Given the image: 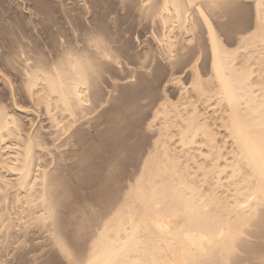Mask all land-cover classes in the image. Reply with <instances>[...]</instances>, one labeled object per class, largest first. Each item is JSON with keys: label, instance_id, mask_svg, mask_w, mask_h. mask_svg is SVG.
<instances>
[{"label": "bare ground", "instance_id": "1", "mask_svg": "<svg viewBox=\"0 0 264 264\" xmlns=\"http://www.w3.org/2000/svg\"><path fill=\"white\" fill-rule=\"evenodd\" d=\"M252 3L253 28L238 38L234 49H227L208 15L223 14L228 0H138L140 14L150 26L160 27L158 39L171 59L179 54L173 28L196 30L199 18L207 34L209 74L203 78L198 59L193 60L189 88L179 84L178 101L166 96L155 108L147 125L153 132L149 148L131 182L127 178L126 187L124 182V192L118 191L120 197L103 210L88 235L82 232L88 236L82 259L65 255L68 244L59 234L66 227L54 226L57 193L50 189L60 178L56 171H47L43 159L52 156L45 139L57 149L75 134L68 132L82 116L97 60L62 39L54 42L56 51L51 45L55 53L47 56L49 51H35L19 38L22 43L16 41L2 63L6 76L0 75L10 103L0 100V245L31 225L49 224L45 232L52 234L51 241L69 264H234L240 248L253 240L249 232L264 229V0ZM93 35L87 42L99 49L98 57L112 58L109 44ZM30 106L42 108L48 126L25 129ZM26 217L29 220L20 225ZM259 260L264 264V258Z\"/></svg>", "mask_w": 264, "mask_h": 264}, {"label": "rangeland", "instance_id": "2", "mask_svg": "<svg viewBox=\"0 0 264 264\" xmlns=\"http://www.w3.org/2000/svg\"><path fill=\"white\" fill-rule=\"evenodd\" d=\"M137 3L138 0H0V59L4 56L0 60V75L6 70L3 61L6 62L11 55L9 52H12V47L18 45L16 41L22 40L23 43H29L35 51L42 50L44 53L49 51L47 54L41 52L48 56L56 51L57 44L54 42L57 43L62 39L64 42L68 41L71 46L75 43L76 46L73 45L75 50L84 51L97 60L93 58L97 67L93 68L94 73L92 79H89V88L86 90L88 101L84 104L85 112L83 111L73 129L68 132L73 134L74 131L75 134L67 144L57 149L52 147V142L45 139V147L47 151H51L52 156H45L43 161H48L47 171L53 173L56 171L58 175L54 174L60 178L53 183L55 187H50L52 193H57L56 195L53 193V200L54 196L55 200H58L56 204L54 200V219L56 217L54 226H57L58 230L66 227L60 231L64 233L59 232V235L61 237L64 235L63 240L69 245L67 250L70 247L73 253L70 251L69 253L77 259L81 256V259L83 258L82 253L88 246L86 243L88 236L86 237L85 234L88 235L90 227L99 221L104 213L103 210L110 207L112 202L113 205L116 198L120 197V193L124 192L126 179L131 182L130 179L137 171L136 166L139 167L141 158H144L142 156L147 152L153 137V132L148 130L147 125L153 121L155 108L166 98L172 103L178 101V96L182 93L179 92V84L184 88L190 86L193 60L198 59L196 65L202 77L207 78L209 74L210 54L206 29L200 24L201 22H198L200 20L196 14L192 20H196L197 16L195 26L199 24V27H193L196 28L193 30L194 33L188 30L191 29L190 27L187 30L184 28L185 32L190 33L187 36L180 26L174 25L176 51L179 54L174 53L172 59L170 57L169 59L163 43L160 42L161 39H158L162 36L160 27L157 24L158 27H155V24L149 25V20L138 11ZM222 12L224 15L217 13L216 16L213 15L214 18L208 15L209 21L213 22L211 23L213 30L218 38L220 37L224 47L234 49L238 38L253 28L255 9L252 0H235L234 5L226 7ZM192 13L191 15H194V12ZM218 15L223 16L221 18ZM146 19L148 21H145ZM190 23L189 25H192V21ZM214 25L217 26L214 28ZM95 27L98 29L97 33ZM10 35L14 38L9 40ZM92 35L96 39L97 36L103 38L102 41H105L107 46L109 44V52L113 53L112 58H108L109 61L101 59V56L98 57L99 49L91 47V43L87 42V37L91 38ZM181 35L185 36L184 43L187 41L185 44ZM177 36L180 41L182 40V47H179L181 44L178 43L180 41ZM71 39L72 42L69 41ZM85 48L87 50H83ZM13 78H10L11 83L17 89L16 78ZM2 79L0 77V100L7 102L5 105L9 106L7 96L5 97V94H8L7 85L1 82ZM14 81L16 83H13ZM32 108L30 106V113L26 117L29 120H24L25 129L32 130L39 124L48 126L47 116L42 108ZM50 158L56 160L50 162ZM134 169L136 171L133 173ZM114 175H118L119 179H113ZM60 184L61 188H59ZM116 195L118 197H115ZM28 220L27 217L21 220L20 225ZM39 225L29 226L27 233H15L12 236L14 239L8 242L10 245L8 243L5 246L0 245V264H8L9 261L12 264H26L27 261H31L32 264H61V262L69 264L51 241L52 234H48V230H46L48 233L45 232V227L49 224L43 227ZM84 225L88 226V229L85 230ZM258 227L254 228L253 232L255 229L259 232L256 231L251 238L250 234L253 232H249V240H253L244 246L252 250L240 248L237 256L232 259V261L237 259L234 264H263L259 259L264 258V239L262 240L264 229ZM82 232L85 233L84 236ZM2 247L9 251H5ZM254 250L257 253L254 254Z\"/></svg>", "mask_w": 264, "mask_h": 264}, {"label": "snow or ice", "instance_id": "3", "mask_svg": "<svg viewBox=\"0 0 264 264\" xmlns=\"http://www.w3.org/2000/svg\"><path fill=\"white\" fill-rule=\"evenodd\" d=\"M234 3H235V0H228V6L229 7H231L232 5H234ZM105 22L107 23V21H105ZM110 26L111 25H109V27ZM112 178L113 179H119V176L118 175H114ZM69 254H70L69 251L68 250H65V255L67 256ZM8 264H12V262L9 261ZM26 264H32V262L31 261H27ZM61 264H63V262H61Z\"/></svg>", "mask_w": 264, "mask_h": 264}]
</instances>
